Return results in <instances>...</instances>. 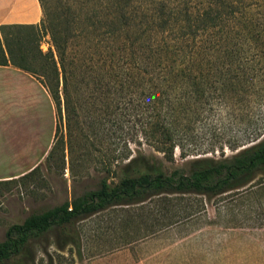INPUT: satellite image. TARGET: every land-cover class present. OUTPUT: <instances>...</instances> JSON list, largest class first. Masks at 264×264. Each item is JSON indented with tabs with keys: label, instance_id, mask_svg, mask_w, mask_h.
I'll return each mask as SVG.
<instances>
[{
	"label": "trees",
	"instance_id": "trees-1",
	"mask_svg": "<svg viewBox=\"0 0 264 264\" xmlns=\"http://www.w3.org/2000/svg\"><path fill=\"white\" fill-rule=\"evenodd\" d=\"M37 3V24L0 25V66L42 78L37 81L53 104L54 119L56 115L64 122L65 142L57 140L54 123L45 161L59 151L63 168L64 146L69 163L83 148L75 140L86 137L89 125L83 129L78 120L72 96L77 82L93 84L101 96L90 93L87 99L99 105L103 122H98L108 127L92 133L100 131L122 148L98 160L104 175L96 189L8 226L0 241V264H32V246L51 231L61 237L59 247L78 249L73 221L108 208L163 195L216 196L264 175V123L256 121L226 141L225 147L233 152L229 157H197L187 162L186 171L166 172L161 163L138 151L131 153L126 145L143 141L170 163L181 130L204 113L225 111L235 121L241 109L264 99V0ZM44 35L50 41L46 53L39 50ZM35 61L40 62L38 71L31 67ZM125 123L131 124L121 137L117 131L123 132ZM130 129L135 131L132 137L127 135Z\"/></svg>",
	"mask_w": 264,
	"mask_h": 264
},
{
	"label": "rangeland",
	"instance_id": "rangeland-1",
	"mask_svg": "<svg viewBox=\"0 0 264 264\" xmlns=\"http://www.w3.org/2000/svg\"><path fill=\"white\" fill-rule=\"evenodd\" d=\"M49 46V37H40L39 50L46 53ZM39 66L37 61L31 65L35 71ZM12 75V85L5 92V113L11 117L5 136L31 139L35 130L30 123L35 120L30 121L37 119L38 135L42 136V131L45 141L43 154L39 151L16 155L17 150L12 149L9 140L5 148L8 153L0 156V181H7L0 182V241L8 226L20 224L29 214L40 213L96 189L97 181L104 175L98 169V160L108 156L109 151L117 154L122 148L118 140L109 142L100 131L92 133L100 127H108L98 122H103L97 113L98 104L87 99L90 93L101 96L93 84L84 86L77 82L72 85V96L78 120L83 129L89 125L86 137L77 136L75 140L83 148L71 155L69 163L64 146L63 168L59 163V151L45 161L53 143L54 123L57 140L65 142L64 122L56 115L54 119L53 104L37 81L42 78L18 69ZM17 79L19 92L14 88ZM29 83L34 84L35 91L30 89ZM17 116L22 122H14ZM234 118L235 121L225 111L204 113L181 130L177 139L179 148H173L170 163L143 141L138 144L128 141L126 145L131 153L138 151L161 163L166 172L174 168L186 171L187 162L197 157L215 160L229 157L233 152L225 143L233 134L242 133L251 121L264 123V99L248 104ZM130 124H123V132L117 131V135L122 137ZM25 126L27 134L21 132ZM134 129L128 130L127 135L132 137ZM111 166L116 172L117 167ZM35 167L36 172L23 177ZM117 178L112 176L113 181ZM72 226L79 237L78 249L59 247L62 239L51 231L32 246V264H264V175L216 196L163 195L142 204L111 207L73 221Z\"/></svg>",
	"mask_w": 264,
	"mask_h": 264
},
{
	"label": "crops",
	"instance_id": "crops-1",
	"mask_svg": "<svg viewBox=\"0 0 264 264\" xmlns=\"http://www.w3.org/2000/svg\"><path fill=\"white\" fill-rule=\"evenodd\" d=\"M41 13L37 3V0H0V25L4 24H37L40 20ZM14 69L11 66H0V121L3 123L0 124V156H5L7 154L5 148L7 145V141H11L12 149L17 150L14 152L16 155H29L34 154L39 151L43 154V147L45 136L41 131V135H38V122L37 119H31L30 122L35 120L30 125L35 130V136L31 139L29 138H21L18 137L17 139H10L6 138V133L9 130L10 119L11 117L6 116L5 113V92L6 89L11 87L12 85V72ZM31 86V90L35 91L36 87L34 84L29 83ZM14 88L19 92L20 84L19 80L17 79L14 84ZM21 117H15L14 122L20 123L22 122L20 119ZM12 122V121H11ZM28 122V120H24V123ZM28 128L25 126L21 130L24 134ZM32 130V129H29ZM5 137V138H4ZM26 138V139H25ZM30 140V141H29ZM23 141L25 144H23ZM30 150V151H29ZM10 168V167H8Z\"/></svg>",
	"mask_w": 264,
	"mask_h": 264
}]
</instances>
